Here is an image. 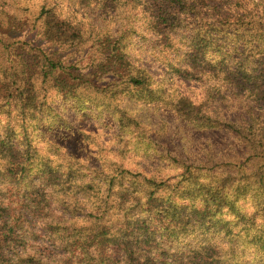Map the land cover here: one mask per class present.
<instances>
[{
	"label": "trees",
	"instance_id": "trees-1",
	"mask_svg": "<svg viewBox=\"0 0 264 264\" xmlns=\"http://www.w3.org/2000/svg\"><path fill=\"white\" fill-rule=\"evenodd\" d=\"M52 94L119 135L162 105L226 155L90 164ZM0 264H264V0H0Z\"/></svg>",
	"mask_w": 264,
	"mask_h": 264
},
{
	"label": "rangeland",
	"instance_id": "rangeland-1",
	"mask_svg": "<svg viewBox=\"0 0 264 264\" xmlns=\"http://www.w3.org/2000/svg\"><path fill=\"white\" fill-rule=\"evenodd\" d=\"M68 4L67 2L63 3L61 9L67 10ZM75 16L79 18L80 14L77 12ZM96 18H93V21ZM30 34L33 37V33ZM154 67L159 73L160 66L155 65ZM155 68L152 70L155 71ZM173 80L175 81L174 87L179 93L191 95L192 98L196 99L200 98L202 88L198 82L183 81L178 78ZM50 101L52 112L50 117L59 113L70 122L71 128L82 130L87 134L82 140L84 149H81V153L84 158H88L87 162L90 164H99L112 159L125 167L139 168L166 177L181 172V170L176 169L163 157L161 159V152L178 154L180 157L191 155L193 158L199 159L210 148L222 150L224 155H226L228 148L226 143L222 141L223 137L220 133L215 134L208 131L203 133L193 123L183 121L162 105L135 106L131 110L141 122L142 131L133 129V134L119 135V128L116 123L109 124L102 118H96L101 113L108 116L107 111L95 110L92 114L87 113L89 116L87 118L82 116L79 105L75 102H66L53 94ZM55 125L59 131L50 133L48 138L58 142L59 139L65 137L66 130L60 126V123H55ZM74 129H71L66 137L72 138ZM68 142L72 144L73 141L71 139ZM44 144L41 145L42 148H44ZM122 148L126 150V153L121 151ZM146 149H148L147 153L144 151ZM185 240L186 238H182L181 242ZM246 258L251 260V254L248 251L243 260Z\"/></svg>",
	"mask_w": 264,
	"mask_h": 264
}]
</instances>
